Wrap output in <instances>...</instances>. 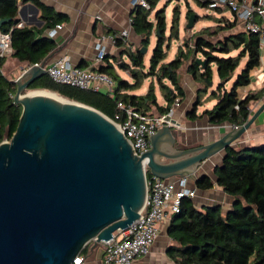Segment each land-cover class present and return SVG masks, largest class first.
<instances>
[{
  "label": "trees",
  "instance_id": "obj_1",
  "mask_svg": "<svg viewBox=\"0 0 264 264\" xmlns=\"http://www.w3.org/2000/svg\"><path fill=\"white\" fill-rule=\"evenodd\" d=\"M31 1L42 11L46 20L43 27L54 25L67 16L42 0ZM159 1L149 0V8L136 6L132 11V25L143 37L140 45L134 47L123 38L116 37L115 44L123 46V54L130 58V61L119 63H123V69L130 73L132 79L123 77L106 55L105 61L94 69L107 73L115 81L110 91L58 82L47 72L38 76L29 89L49 90L65 98L81 101L111 118L121 110L120 101L143 112L167 114L175 99L180 97L182 100L185 95L178 71L187 62V71L203 85L187 116L191 119L207 116L213 123L229 121L244 124L251 113V101L260 99L264 92V89L250 92L241 98L238 91L239 87L251 81V72L260 63L262 41L259 32L247 29L241 19L235 15L230 17L226 13L227 9L219 6L204 15V18L214 23L204 25L186 37L178 46L175 56L166 61L171 39L180 37L181 6L177 3L173 8L167 43L165 10L172 0H166L165 5L156 11V19L152 20L150 15ZM196 1L208 8L209 0ZM19 3L20 0H0V19H6L0 28L11 30L14 56L29 63L42 61L53 50L56 41L46 35L37 36V32H42L43 28L17 25ZM192 13L196 14V23L201 16L189 4L186 16L189 18ZM117 32L106 31L111 34ZM154 32L157 41L146 65V52ZM144 48L146 51H143ZM197 57L203 58L204 63L198 62ZM4 61L5 58L1 59L2 66ZM242 61H245L244 66L228 88L227 83L234 77ZM79 66L85 65L80 63ZM215 71L219 82L208 98H216L217 102L199 113L198 106L203 102L202 98L210 87L209 82L214 79ZM150 76H154L156 81H151L145 93L131 92L140 88ZM157 84L165 98L164 104L158 101ZM16 91V79L10 78L0 66V142L12 138L22 114V104L14 100ZM215 174L217 183L235 197L233 208L228 212H223L219 204L198 208L191 197H184L181 210L170 218L168 233L173 243L167 247L168 256L178 264H264V142L240 148L227 146L222 163L215 167ZM151 175L148 171V176ZM196 184L201 188H209L214 185V181L209 175L203 174L197 177ZM85 252L86 245L80 256Z\"/></svg>",
  "mask_w": 264,
  "mask_h": 264
},
{
  "label": "water",
  "instance_id": "obj_2",
  "mask_svg": "<svg viewBox=\"0 0 264 264\" xmlns=\"http://www.w3.org/2000/svg\"><path fill=\"white\" fill-rule=\"evenodd\" d=\"M195 19L192 13L187 26ZM197 61L204 63L201 57ZM44 64L16 78L14 100L23 110L12 138L0 142V264H76L88 242L113 237L145 213V158L150 172L163 178L194 172L240 137L264 108L263 102L240 127L179 153L160 148L166 133L175 140L172 126L179 125L166 123L138 155L125 133L96 107L26 91L46 73Z\"/></svg>",
  "mask_w": 264,
  "mask_h": 264
},
{
  "label": "crops",
  "instance_id": "obj_3",
  "mask_svg": "<svg viewBox=\"0 0 264 264\" xmlns=\"http://www.w3.org/2000/svg\"><path fill=\"white\" fill-rule=\"evenodd\" d=\"M42 1L48 5H51L55 8V10L59 11L60 13L67 15L64 20L59 21H66L67 23L64 24L63 27L57 31V33H55L54 35L49 34V29L55 24L43 27L46 24V20L42 16V11L40 7L31 0H20L18 17L19 22L22 23V26L27 25L35 29L43 28L42 32H37V36L40 37L46 35L56 41V45L53 50L42 60L45 61L46 64L50 61H53L59 56L68 55L71 61L78 66L80 63H84L85 66H96L95 61L97 49L95 46L98 39L102 35H104L106 31L114 32L127 28L129 30L128 43L129 45H133L134 47L140 45L143 39L142 35L137 33L132 25L131 14L134 9L133 0ZM186 4L188 7L190 2L187 3L186 1ZM33 5L38 8L37 11L35 10ZM191 7L193 8L192 5ZM209 21L211 22L212 20ZM195 26L196 24L194 25V27ZM195 31L196 30H191V34H189V36L192 35V33ZM106 34L110 35L111 33ZM154 34H156V32H154L153 35ZM153 35L151 37L150 44H152ZM183 41L184 40H182L179 45ZM105 42L108 47L107 56L110 61L114 62L117 71L123 77L132 79L130 73L127 70L123 69V63H119V61H130L129 56L127 54H123V46H118L117 44L112 43L109 39H107V41ZM13 53L9 54L5 58L2 67L4 73L10 75V78L16 79L22 73L23 69L28 66L29 62L20 60L18 57L14 56ZM149 60H147L146 56V65L149 64ZM178 78L182 86L184 87L185 95L180 101V104L174 109V112L171 115V119L172 121H178L179 125L176 127L172 126V132L175 137L174 141L171 140L170 133L165 134L160 144V148L162 150L168 153H179L182 149L212 142L223 136L225 133L234 129V123H231L229 121H224L222 123H213L209 120L207 116L197 117L195 119L189 118L187 116V113L192 109V107L196 103L199 88L203 87V85L201 82L196 81L193 76L187 71V62H184L181 65L178 71ZM147 79H150L151 81H156L153 80V78H151L150 76L144 80V83ZM218 82L219 77L217 72L215 71L213 83L210 85L207 93L202 98V104L198 106L199 113H201L205 108L213 107L217 102L216 98L210 99L208 98V95L212 89L216 88ZM230 82L231 80L229 81V84ZM157 87H159L158 84L156 85V93ZM147 89L142 91L140 94L145 93ZM262 89H264V42H262L261 45L260 63L252 70L251 81L247 85L239 87L238 91L240 97L244 98L248 93L256 92ZM101 90L107 91V87H103ZM135 91L136 90L131 92L137 93ZM161 95L162 96L160 97L157 93L158 101L164 104L165 98L163 96L162 91ZM263 102L264 92L263 96L260 99L251 101L249 105L251 112L249 118L262 105ZM263 142L264 108L254 120V122L251 124V126L242 135H240V137L233 140L229 146H232L234 148H240L242 146L256 145ZM226 148L227 147L221 149L220 151H217L216 153L201 161L199 166L194 169V172L192 171L188 174H181L189 176L188 186L195 189L196 191L195 195L191 198L193 199V203L195 204V206L198 208H203L208 205L219 204L223 212H228L234 206L235 197L229 194L223 188V186L217 183V177L215 174V167L222 163ZM195 152L196 151H192L187 154L190 155ZM181 156H186V154H182ZM161 159L164 158L161 156ZM164 160L171 161V158L166 157ZM203 174H207L213 179L214 185L212 187L201 188L197 186L196 179L198 176ZM178 175H175L170 178H174ZM169 224L170 218H167L162 222L159 234L153 242L150 251L144 255L137 257L132 264H178L173 261L167 254V247L171 243H173V240L171 239L168 233ZM82 257V264H103L104 244L101 241L99 242L91 240L86 244V252L82 255Z\"/></svg>",
  "mask_w": 264,
  "mask_h": 264
},
{
  "label": "built area",
  "instance_id": "obj_4",
  "mask_svg": "<svg viewBox=\"0 0 264 264\" xmlns=\"http://www.w3.org/2000/svg\"><path fill=\"white\" fill-rule=\"evenodd\" d=\"M150 7L149 0H133V7ZM219 6L230 10L235 16L242 20L243 25L252 31L259 32L261 41L264 42V0H209L208 8L214 9ZM66 21L58 22L49 29V34L54 35L66 24ZM18 26H22L18 22ZM116 37L128 41L129 30L124 28L116 34H104L97 43V55L95 65L98 66L105 61L108 47L105 41L109 39L116 43ZM14 46L11 30L0 28V66L1 59L13 53ZM43 61L29 63L24 70L33 65H40ZM46 72L58 82L88 89H102L107 87L111 90L115 81L105 72L94 69L95 66L81 67L74 64L68 55H62L49 63H45ZM3 69V67H2ZM180 97H177L169 113L153 112L147 113L135 109V107L119 102L121 110L111 118L117 126L125 133L131 142L134 153L140 155L151 146V136L166 123L174 125L167 115H172L174 109L180 104ZM234 127H240L234 124ZM145 172L147 175V207L142 217H138L126 228H119L113 237L102 240L104 244L103 264H132L133 261L150 251V248L157 238L161 224L172 214L179 212L184 197L195 195V189L188 186L189 176L178 175L174 178H163L156 174L149 177L150 171L147 165V158L144 159ZM96 241V239H93ZM80 256V255H79ZM76 257L75 260L83 257Z\"/></svg>",
  "mask_w": 264,
  "mask_h": 264
},
{
  "label": "rangeland",
  "instance_id": "obj_5",
  "mask_svg": "<svg viewBox=\"0 0 264 264\" xmlns=\"http://www.w3.org/2000/svg\"><path fill=\"white\" fill-rule=\"evenodd\" d=\"M186 1L187 0H172L169 2V4L166 6V10H165V13H166V16H167V22H168V28H167V32H166V35H167V43L169 42V35H170V28H171V22H172V17H173V8L174 6L179 3L180 6H181V11H182V17H181V23H180V28H181V35L179 38H172L171 39V45L170 47H168V55H167V58L165 59L166 61L167 60H171L174 56H175V52L178 48V45L179 43L184 40L186 37H189V34H191V30H197V28L199 27H202L204 25H207V24H213L214 22L213 21H209V19L207 18H204V15L207 13V12H212L213 10L210 9V8H206V7H202L198 4V2L196 0H188L190 2V4L193 6V9L200 14L201 18L197 21L196 26L192 29V28H189L187 27V24H188V20L189 18L186 16V10H187V4H186ZM166 3V0H160L158 5L153 9L150 17L151 19H156L155 17V14H156V11L163 7ZM226 13L230 16V17H233L234 14L230 11V10H227ZM196 20V19H195ZM156 44V34L153 35V41H152V44H150L148 46V49H147V52H146V56H147V60H149V57H150V54L152 52V49L153 47L155 46ZM245 64V61H242L241 65L238 67L234 77L231 79V82L229 84H227V87L229 88L236 75L238 74V72L242 69V67L244 66ZM18 69V68H17ZM10 76V75H9ZM151 78H153V80H156V78L154 76H151ZM150 79H147L144 83V85L141 87V88H138L136 89L135 92L137 93H141L142 91L146 90L147 89V86L149 85L150 83ZM26 91H30L32 92V90H26ZM157 93L159 94V96L161 97V91H160V88L157 87ZM6 140H10V139H6ZM81 257V256H79Z\"/></svg>",
  "mask_w": 264,
  "mask_h": 264
},
{
  "label": "bare ground",
  "instance_id": "obj_6",
  "mask_svg": "<svg viewBox=\"0 0 264 264\" xmlns=\"http://www.w3.org/2000/svg\"><path fill=\"white\" fill-rule=\"evenodd\" d=\"M31 94H45V95H50V96H58V97H62V98H65L55 92H52V91H49V90H32V92H30ZM67 100H69L68 98H65ZM81 263V262H80Z\"/></svg>",
  "mask_w": 264,
  "mask_h": 264
},
{
  "label": "clouds",
  "instance_id": "obj_7",
  "mask_svg": "<svg viewBox=\"0 0 264 264\" xmlns=\"http://www.w3.org/2000/svg\"><path fill=\"white\" fill-rule=\"evenodd\" d=\"M76 261V260H75ZM77 263V262H76Z\"/></svg>",
  "mask_w": 264,
  "mask_h": 264
}]
</instances>
